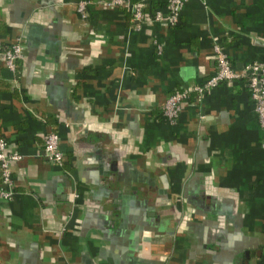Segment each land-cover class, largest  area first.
<instances>
[{
  "label": "crops",
  "instance_id": "1",
  "mask_svg": "<svg viewBox=\"0 0 264 264\" xmlns=\"http://www.w3.org/2000/svg\"><path fill=\"white\" fill-rule=\"evenodd\" d=\"M102 1L0 0V137L19 155L0 264H264V135L245 83L161 114L213 73V44L234 69L264 64V0H186L175 24L166 0Z\"/></svg>",
  "mask_w": 264,
  "mask_h": 264
},
{
  "label": "built area",
  "instance_id": "2",
  "mask_svg": "<svg viewBox=\"0 0 264 264\" xmlns=\"http://www.w3.org/2000/svg\"><path fill=\"white\" fill-rule=\"evenodd\" d=\"M104 5L119 7L124 4V0H105ZM186 0H166V18L170 24H175L180 11ZM83 2H79L77 10L82 12ZM131 16L134 22L138 23L147 19L143 10V3L137 1L130 4ZM162 16L159 10H155L152 18L157 20ZM215 68L211 75L201 83L194 84L189 88L172 90L165 98L161 107V114L168 121H172L178 111L180 102L188 97L189 92L200 94L219 82L241 80L245 83L250 98L254 102V110L257 115L259 125L264 135V64L253 61L244 65L241 69H234L225 54L217 44L212 45ZM23 46L19 37L3 52L4 65L13 70L15 61L22 56ZM43 153L46 158L55 164H60L63 158L58 147V137L54 132H48L43 141ZM19 158L16 153L5 151L4 140L0 137V197L9 198L13 194V181L10 175V162Z\"/></svg>",
  "mask_w": 264,
  "mask_h": 264
}]
</instances>
